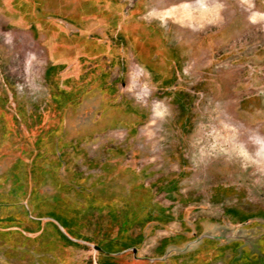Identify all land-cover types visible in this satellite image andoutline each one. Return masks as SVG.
Returning <instances> with one entry per match:
<instances>
[{
    "label": "rangeland",
    "instance_id": "1",
    "mask_svg": "<svg viewBox=\"0 0 264 264\" xmlns=\"http://www.w3.org/2000/svg\"><path fill=\"white\" fill-rule=\"evenodd\" d=\"M0 106L29 161L62 121L45 152L61 140L67 169L114 202L75 238L102 246L128 196L145 200L130 231L146 247L190 227L252 251L264 234V0H0ZM65 239L0 223V264H118Z\"/></svg>",
    "mask_w": 264,
    "mask_h": 264
},
{
    "label": "flooded vegetation",
    "instance_id": "2",
    "mask_svg": "<svg viewBox=\"0 0 264 264\" xmlns=\"http://www.w3.org/2000/svg\"><path fill=\"white\" fill-rule=\"evenodd\" d=\"M11 127L12 124L6 110L0 106V223H25L28 221L32 224H42L44 222L45 224H51L60 236L64 237V239H68L73 244L88 246L87 244L75 242L69 239V237H75L71 236L72 234L69 233L66 223L61 218V216H63L66 219L67 197L70 193L68 184H71L72 175L68 179L67 176H59L56 171L57 168L65 167L62 159L64 145H61L62 142L60 138V142L56 140L53 144V148L50 150L55 153V158L52 159V161L49 162L46 152L43 155L39 154L36 156V153L40 152V148H43V150H48L50 148V142L52 141L51 137L57 138V134H60L62 121L60 126L57 128L58 131L55 129V132L46 134L47 136L44 135L45 137H43V140L39 138L36 141L38 146L34 148L30 161L20 158L19 155L21 151L20 153L18 151L22 149L26 152L30 149L29 146L26 147L20 144V147L15 146V151L7 153L2 150L7 134L11 133ZM15 153H19L17 157H15ZM27 154L30 156V152L27 151ZM77 187L78 191L82 190L80 186L77 185ZM126 198V201L124 202L126 206H123V210L120 212V215L122 216H120V222L117 228L119 232L124 231L125 234L128 230V224L126 228H124L123 223L121 224V222L124 220L125 224L129 223V221L137 215L136 213H133L134 215L126 213L128 209L127 206L137 202V200L133 201L129 196ZM141 201L145 200L142 199ZM41 205H43V208H41ZM32 209L37 211L45 209L60 213V217L57 216L52 219L56 220L63 227L66 234H64L59 229L58 225L50 218L43 217L42 219H38L37 216L31 212ZM160 213L161 212H158L154 218H159ZM152 222H156V224L160 223L158 221ZM76 230L78 231L77 227ZM141 235V239H143V232ZM119 237L120 236L117 235V242L124 241ZM78 239L96 244L94 241L90 242L85 240L84 237ZM137 239L138 237L134 238L132 243H129L128 246H138L139 239ZM263 240L264 234L256 239V242L253 244L252 251L245 250L243 248L240 252L238 249H240L244 243L239 239L222 244L217 239L209 235L203 236L188 227L178 230L173 235H170V237L160 241L157 246L156 254L144 259V261L146 264H175L180 262L184 264H210L216 263L219 253L224 254L230 250L233 256L230 257L229 260L224 261V263L264 264ZM192 241L197 242L192 243L196 244V246L186 254H176L168 249V246H180L181 244ZM99 246L101 248L103 247V245ZM103 250L104 248H102V252Z\"/></svg>",
    "mask_w": 264,
    "mask_h": 264
},
{
    "label": "crops",
    "instance_id": "3",
    "mask_svg": "<svg viewBox=\"0 0 264 264\" xmlns=\"http://www.w3.org/2000/svg\"><path fill=\"white\" fill-rule=\"evenodd\" d=\"M131 112V111H129ZM10 122L12 124L11 127V133L7 134V137L5 138V144H3L2 146V150L5 151V153L7 152H11V151H15V140L17 141L19 139V137H17V135H15V118H13L12 116H9ZM116 122H112L111 126H115ZM109 125L105 126L104 129H106ZM39 139V138H38ZM37 141V139H36ZM22 143V142H21ZM79 144V141H75L74 145L72 146H76ZM22 145L28 147V143L24 142L22 143ZM41 151V150H40ZM48 152V151H47ZM46 152V154H47ZM45 153V150H43L42 152H37V155H43ZM49 154H52L51 151H49ZM52 161L51 156H49V162ZM66 169V171L71 172L72 173V181L71 184H68V188L70 190V193L68 194L67 197V214H66V220L67 223L66 227L69 229V233L70 234H76L79 233L83 236H88L86 234H84L82 232L83 230V225L85 224L84 222V218L87 219V217L92 216L93 212L95 211V213H97L99 215V212L101 211H105V213H107L108 215L110 214V207H112V209L114 208V202L110 200L109 196H103L100 195L101 191L105 190V188L103 186H101V182H87V179H83L85 177H78L76 176L75 178V174L74 171H70L69 169H67V165L65 167H63V169ZM82 178V179H81ZM75 179L77 181H75ZM81 179V180H78ZM80 186V188L82 189L81 191H78V187L77 185ZM75 185V186H74ZM83 200L82 204H79V201ZM142 201H137L133 206L129 205L127 208V212L129 215H134L133 213L137 212V211H141L142 210ZM145 204V201H144ZM145 207V206H143ZM114 211V209H113ZM82 213L85 215L87 214V216H83ZM115 213V212H114ZM83 218V219H81ZM81 219V220H80ZM70 221H74L77 222L78 227H82L81 230H76L75 228L77 227L76 224H73ZM81 221V225L79 226V222ZM26 223L32 224L31 222L26 221ZM20 223H15V225H19ZM38 224V223H37ZM32 225H36V224H32ZM40 225V224H38ZM47 225V223H46ZM51 225V224H50ZM130 225V224H129ZM128 230L125 234V239H123L124 241H126L127 243L130 242L132 243V241L134 240V238L131 236V226H127ZM53 228V227H52ZM98 227H94V232L97 230ZM114 228V227H113ZM116 228V227H115ZM117 229V228H116ZM56 232V231H55ZM118 230L111 235L110 238H103L101 240V243L103 245V247L106 250H110V251H114V253H110V252H104L105 250H103V252H94V254H102L105 257H113L114 262L118 263V264H146L144 259L149 258L150 256H153L156 254L157 251V246H153V247H146L145 245H138V246H131V247H135L136 248V253L134 254L131 250L130 251H126L127 248L123 249V250H119V246H114V247H110V242L114 241L115 243H117V235H118ZM51 234H54L53 232H51ZM94 233L91 235L93 236ZM90 237V236H89ZM143 242H144V235H143ZM129 244V243H128ZM129 247V248H131ZM185 253H179V254H186ZM117 258H121V261H117ZM126 258V259H125ZM228 260V255L227 252L223 253H219V255L217 256V260L216 263L218 264H227L224 263V261ZM175 264H184L182 262L180 263H175ZM209 264V263H208ZM212 264V263H210ZM231 264H238V263H231Z\"/></svg>",
    "mask_w": 264,
    "mask_h": 264
},
{
    "label": "water",
    "instance_id": "4",
    "mask_svg": "<svg viewBox=\"0 0 264 264\" xmlns=\"http://www.w3.org/2000/svg\"><path fill=\"white\" fill-rule=\"evenodd\" d=\"M51 220H53L59 227V229L64 233L66 234L65 230L63 229V227L54 219L50 218ZM149 225V224H148ZM147 225V226H148ZM146 226V227H147ZM204 236V235H203ZM70 240L72 241H75V242H80V243H83V244H87V245H90L92 247V249L94 250V252L96 251H102V248L99 246V245H96V244H92V243H88L84 240H81V239H78V238H72V237H69ZM132 251L134 254L136 253V248L135 247H131V248H127L126 251ZM183 253H185V251H182Z\"/></svg>",
    "mask_w": 264,
    "mask_h": 264
},
{
    "label": "trees",
    "instance_id": "5",
    "mask_svg": "<svg viewBox=\"0 0 264 264\" xmlns=\"http://www.w3.org/2000/svg\"><path fill=\"white\" fill-rule=\"evenodd\" d=\"M41 140H43V137H41L40 138ZM114 215L116 216V214L114 213ZM144 215H145V212H144ZM160 216H162L163 217V215L160 213L159 214ZM119 216V215H118ZM118 216H116V217H118ZM151 219H153V217L151 216ZM140 220H143V219H141L140 218V216H138V215H136V217L135 218H133V219H131V221H129V223H124L125 221L123 220L122 222H121V224L123 223V227L124 228H126V226H127V224H128V226H133V224H136V223H139V221ZM146 220V219H145ZM144 220V221H145ZM70 222H74V221H70ZM130 224V225H129ZM118 236H120L119 238H121V239H125L126 237H125V233H124V231H122V232H119L118 233ZM66 241H69L68 239H65ZM72 243V242H71Z\"/></svg>",
    "mask_w": 264,
    "mask_h": 264
}]
</instances>
